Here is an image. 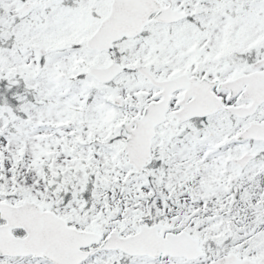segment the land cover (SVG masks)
<instances>
[{
  "label": "snow or ice",
  "instance_id": "1",
  "mask_svg": "<svg viewBox=\"0 0 264 264\" xmlns=\"http://www.w3.org/2000/svg\"><path fill=\"white\" fill-rule=\"evenodd\" d=\"M0 264H264V0H0Z\"/></svg>",
  "mask_w": 264,
  "mask_h": 264
}]
</instances>
